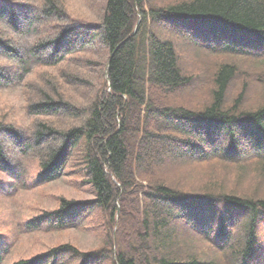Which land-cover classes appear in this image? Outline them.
<instances>
[{
  "label": "trees",
  "instance_id": "trees-1",
  "mask_svg": "<svg viewBox=\"0 0 264 264\" xmlns=\"http://www.w3.org/2000/svg\"><path fill=\"white\" fill-rule=\"evenodd\" d=\"M59 18L53 37L40 33ZM84 25L58 0H0V57L18 69L15 78L0 65V84L36 64L68 59L82 28L107 50V75L86 108L46 96L30 104L46 118L27 134L0 122L16 153L36 158L37 184L73 164L92 189L90 199L60 197L55 209L24 221V230L89 225L101 239L90 250L64 242L10 264H264V0H104L99 24ZM35 33L42 38L25 44ZM180 34L206 53L240 57L258 70L221 60L204 78L189 76L179 65ZM190 87L197 89L182 92ZM200 91L207 96L198 108L178 105ZM58 112L82 116L60 129L50 120ZM2 142L0 171L18 177ZM249 167L258 176L252 190L227 187L236 171L233 186L247 182ZM8 245L0 233V264Z\"/></svg>",
  "mask_w": 264,
  "mask_h": 264
},
{
  "label": "rangeland",
  "instance_id": "rangeland-1",
  "mask_svg": "<svg viewBox=\"0 0 264 264\" xmlns=\"http://www.w3.org/2000/svg\"><path fill=\"white\" fill-rule=\"evenodd\" d=\"M58 1L74 24H85L84 27L86 25L96 26L101 21L104 0ZM52 20L48 22L47 28L40 32L43 36L53 37L62 28V19ZM159 24L160 29L165 33L173 30L167 23ZM82 29L81 32L83 33L77 37V42L74 43L75 51L69 55L68 59L54 67L48 64H36L31 67L29 73L25 75L21 73L18 80L13 79L12 83L0 84V122L10 121L19 131L27 134V128L30 125L32 126L36 121L46 118L44 115L33 114L29 106L46 96L53 99L61 98L78 110L86 108L96 94L101 74L103 73V76L105 73L107 50L100 40H91L84 35L85 30ZM180 35L183 39L181 38L176 42V51L180 57L179 65L189 76L204 78L209 68L221 60L231 61L237 65L240 71L247 73L252 74L254 70H258V67L249 60L240 57L215 56L206 53L200 50V46L194 45L190 35ZM38 36L37 33L29 36L24 43L29 44L36 38H42ZM0 65L5 67V69L2 67L5 71L4 75L10 74L15 78L18 77V69L14 67L12 61L0 57ZM241 81L245 80L241 79ZM240 82L234 86L235 92H238L241 87ZM192 89L197 88L190 87L188 90L183 89L182 92H188ZM182 92L179 91L178 93L181 94ZM186 96L185 98L179 97L178 105L198 108L207 95L200 91L198 94L188 93ZM254 100L250 99L247 103H252ZM81 116V113L72 116L67 112H58L51 114L50 120L62 129L66 123H78ZM0 138H2L3 146L7 149L8 154H11L12 166L16 170L10 168L14 173L20 174V177H15L0 171V233L8 239L9 243L2 264H10L17 259L30 257L53 245L64 242L71 243L80 250H90L97 247L101 235L93 231L89 225L62 230H24V221L43 210L55 209L60 197L76 200L90 199L93 197L92 189L84 172L73 168L75 167L73 164H67L57 180L47 184H37L35 182L36 158L32 154L23 157L16 153L12 143V133L0 135ZM55 142L54 140H44L43 144L49 146ZM244 148V154L250 152L249 145ZM248 173L250 176L245 177L244 180L247 182H243L241 187L233 186L232 179L234 177L236 180L238 179V172L230 174L229 179L231 180L225 182L227 187H236L235 189H240V192L248 193L245 189L250 188L252 190V184L254 181L256 182L258 177L251 167H249ZM188 177L190 178V176ZM181 229L183 230L181 227L177 233H182ZM261 229L264 230V228Z\"/></svg>",
  "mask_w": 264,
  "mask_h": 264
}]
</instances>
